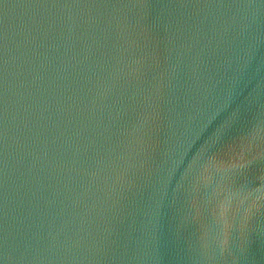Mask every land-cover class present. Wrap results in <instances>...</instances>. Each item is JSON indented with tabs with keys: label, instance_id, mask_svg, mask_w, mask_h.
I'll use <instances>...</instances> for the list:
<instances>
[{
	"label": "water",
	"instance_id": "95a60500",
	"mask_svg": "<svg viewBox=\"0 0 264 264\" xmlns=\"http://www.w3.org/2000/svg\"><path fill=\"white\" fill-rule=\"evenodd\" d=\"M261 128L264 0H0V264H264Z\"/></svg>",
	"mask_w": 264,
	"mask_h": 264
},
{
	"label": "clouds",
	"instance_id": "9594fccd",
	"mask_svg": "<svg viewBox=\"0 0 264 264\" xmlns=\"http://www.w3.org/2000/svg\"><path fill=\"white\" fill-rule=\"evenodd\" d=\"M261 133H264V128L256 130L252 135V139L255 140ZM200 160V156L193 160L186 175L197 167ZM176 164L178 165L179 161ZM243 168L245 166L239 164L237 160L225 164L209 158L199 166L194 191H198L201 186L206 189L211 187L214 181V174L219 175L221 180H223L228 174ZM248 201H251V203L247 207H243ZM210 203L213 204L211 209L212 225L205 229L201 240L205 250L209 247V241L214 240L220 255L223 256L228 251L229 235L233 228V220L240 209L243 207V224H246L254 211L264 207V177L261 178V183L256 188H248L245 185L237 189H233L231 186L220 189L219 185H217L213 200ZM213 230H215L214 236L212 235Z\"/></svg>",
	"mask_w": 264,
	"mask_h": 264
}]
</instances>
